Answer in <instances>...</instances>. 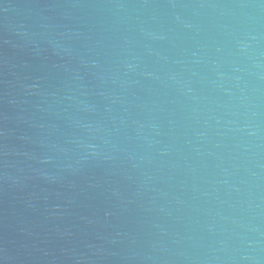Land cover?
I'll use <instances>...</instances> for the list:
<instances>
[{"label": "water", "instance_id": "obj_1", "mask_svg": "<svg viewBox=\"0 0 264 264\" xmlns=\"http://www.w3.org/2000/svg\"><path fill=\"white\" fill-rule=\"evenodd\" d=\"M0 264H264V0H0Z\"/></svg>", "mask_w": 264, "mask_h": 264}]
</instances>
